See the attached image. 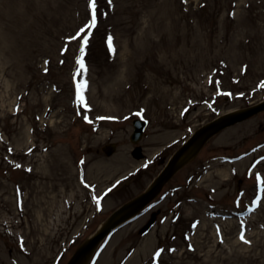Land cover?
Here are the masks:
<instances>
[{
    "label": "rangeland",
    "instance_id": "1",
    "mask_svg": "<svg viewBox=\"0 0 264 264\" xmlns=\"http://www.w3.org/2000/svg\"><path fill=\"white\" fill-rule=\"evenodd\" d=\"M89 3L0 0V264H69L194 133L264 102V0H96L94 27ZM262 157L264 110L84 264H264Z\"/></svg>",
    "mask_w": 264,
    "mask_h": 264
},
{
    "label": "water",
    "instance_id": "2",
    "mask_svg": "<svg viewBox=\"0 0 264 264\" xmlns=\"http://www.w3.org/2000/svg\"><path fill=\"white\" fill-rule=\"evenodd\" d=\"M264 109V105L255 107L251 110L238 114L236 116L230 117L224 121H218L216 123H212L204 129L200 130L169 162L161 176L155 181L153 185H151L146 192L138 199L134 200L132 203H128L123 206L116 213L112 214V216L108 219L106 225L103 230L94 236L92 240L82 247L78 253L75 255L73 260L69 264H77L78 261L88 252L90 251L101 239H103L114 226H116L119 222L126 220L140 209H142L152 198V196L160 189L162 184L168 180L172 174L177 171L181 166H183L190 158H192L198 149L202 146V144L210 138L212 135L216 134L220 130L229 127L235 123L241 122L253 114ZM145 126V122L135 121L134 122V133L131 137V141L133 143H137L143 134V129ZM118 218V219H117Z\"/></svg>",
    "mask_w": 264,
    "mask_h": 264
},
{
    "label": "snow or ice",
    "instance_id": "3",
    "mask_svg": "<svg viewBox=\"0 0 264 264\" xmlns=\"http://www.w3.org/2000/svg\"><path fill=\"white\" fill-rule=\"evenodd\" d=\"M109 2H111V0H109ZM89 8L91 9V22L89 27H94L96 25V0H90L89 3ZM85 31V29H81L80 32H78L76 34L75 37H73V39H77L78 37H80V34L83 33ZM108 42H109V49H112V37H108ZM88 40L84 39L81 43L80 46V54H81V58L77 60V64L79 65L81 70H85V66L83 63V53H84V46L87 45ZM79 74V73H77ZM261 87H264V82H262ZM87 88V84L86 82H81L77 84L76 87V98H77V102L78 105H83L85 107V110H87V105H86V100L85 97L83 96V91L86 90ZM87 119V117H86ZM100 119H105L104 117H100ZM90 122V121H89ZM261 159H264V157H262ZM257 179L259 180V177H257ZM95 199V198H94ZM255 203V201H254ZM241 240L244 241L245 243H247L246 240H244V236L243 233H241ZM157 255H159V253H157Z\"/></svg>",
    "mask_w": 264,
    "mask_h": 264
},
{
    "label": "bare ground",
    "instance_id": "4",
    "mask_svg": "<svg viewBox=\"0 0 264 264\" xmlns=\"http://www.w3.org/2000/svg\"><path fill=\"white\" fill-rule=\"evenodd\" d=\"M118 219V218H117ZM100 232V228H99V230H98V232L96 233V234H98ZM96 234H94L95 236H96ZM89 252V251H88ZM88 252L78 261V263L77 264H84L85 263V261H86V258H87V256H88Z\"/></svg>",
    "mask_w": 264,
    "mask_h": 264
}]
</instances>
